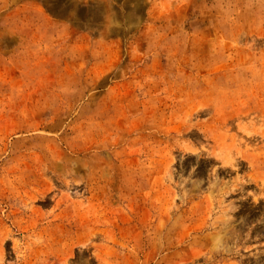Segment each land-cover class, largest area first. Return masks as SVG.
<instances>
[{"label": "rangeland", "instance_id": "1", "mask_svg": "<svg viewBox=\"0 0 264 264\" xmlns=\"http://www.w3.org/2000/svg\"><path fill=\"white\" fill-rule=\"evenodd\" d=\"M0 264H264V0H0Z\"/></svg>", "mask_w": 264, "mask_h": 264}]
</instances>
